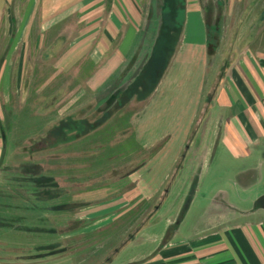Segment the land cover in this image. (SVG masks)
<instances>
[{
    "label": "crops",
    "instance_id": "1",
    "mask_svg": "<svg viewBox=\"0 0 264 264\" xmlns=\"http://www.w3.org/2000/svg\"><path fill=\"white\" fill-rule=\"evenodd\" d=\"M159 1L0 0V158L2 103L10 80L40 68V78L77 80L73 95L99 92L121 74L133 55L152 48L155 39L149 21L159 15ZM255 2L241 14H251ZM205 13L201 0H185L181 34L168 66L130 120L135 143L152 149L147 161L131 173L130 185L124 188L119 180L77 193L73 205L86 208L75 214L79 222L103 220L128 206L152 205L141 214L147 211L154 217L139 214L142 218L139 222L137 218L131 237L122 236L125 248L136 243L149 250L128 259H120V250L105 252L98 264H264V18L254 22L244 38L233 37L226 45L222 39L211 55ZM64 92L70 94L64 87L57 90ZM220 147L224 155L220 159L230 157L242 164L236 169H212ZM224 172L231 177L224 187L212 185L215 193L200 216L189 217L193 200L177 219L158 216L173 191L191 185L200 190L207 175ZM195 174L197 178H192ZM116 189L125 191L109 197ZM229 191L252 196L234 202ZM96 192H103V199L96 200ZM89 224L84 231L60 234L58 239L89 235L83 233L92 231ZM23 236L21 248L16 246L21 242L16 234L3 235L0 244L6 245H0V264H49V260L95 264L77 258L79 254L69 248L47 252L49 247L43 244L34 246L43 253L33 258V234ZM65 254L71 255L68 263L59 262Z\"/></svg>",
    "mask_w": 264,
    "mask_h": 264
},
{
    "label": "rangeland",
    "instance_id": "2",
    "mask_svg": "<svg viewBox=\"0 0 264 264\" xmlns=\"http://www.w3.org/2000/svg\"><path fill=\"white\" fill-rule=\"evenodd\" d=\"M254 1L256 4L252 13L246 17L242 15L241 11ZM159 2V15L153 16L149 21L155 39L152 48L133 55L121 74L99 92L73 95L71 88L77 80L66 77L57 80L40 78V68L36 72L27 73L25 78L10 80L2 103L4 153L0 158L1 241L5 239L4 234H16V240L21 241L16 246L22 248L23 241H26L23 234H33L30 236L32 248H35L31 253L33 258L43 253L38 249L39 246H34L43 244L49 247L47 252L60 247L69 248L71 252L79 254L77 258L93 260L95 264L102 261L105 252L107 254L120 250V259H128L133 255H144V251L149 250V247L136 246V243L125 248L123 241L126 238L122 236L129 234L131 237L141 215L143 218L154 217L147 211L141 214L143 209L151 208L150 203L143 205L145 207L120 208L117 213H111L112 216H106L103 220L90 221L94 227L92 231L83 232L89 235H82L77 240L71 237L63 240L58 238L60 234L84 231L90 225V222H79L78 217H75L78 211L80 215L86 209L74 206L77 193H87L81 189H100L104 183L109 185L119 180H123L121 185L124 188L128 187L131 173L147 161L148 152L152 150L135 143L130 127L131 118L148 97L131 96L129 91L149 61L165 23L166 3L165 0ZM201 2L209 26L211 55L216 52L222 39L226 45L233 37L244 38L254 22L262 23L264 18L261 14L264 0ZM176 7L175 22L181 23L185 0H176ZM241 19L244 20L240 25ZM174 36L178 39L179 32H175ZM15 67H18V63ZM46 73L51 75V71ZM59 87L67 88V91H71L70 94H57ZM218 150L212 169H236V165L242 164V160L230 157L220 159V156H224L223 149L220 147ZM229 177L231 175L228 172L222 175L209 174L200 190L195 189L196 185H191L182 191H173L169 200L162 204L158 216L175 215L177 219L191 200L195 204L190 209L189 217L200 216L215 193L212 185L220 184L224 187ZM192 178H197V174ZM124 191L113 190L109 197L120 195ZM229 193L234 202L241 203L252 196V193ZM224 194L219 196L220 199L224 198ZM104 196L103 192H96L95 199L101 200ZM74 198L76 199L73 201ZM141 235L137 239L138 243L142 241ZM0 245L5 246L6 243ZM29 254L26 253V257ZM25 255L19 254L17 257ZM70 256L63 255L59 262L68 263L67 258ZM55 262L57 261L49 260V264Z\"/></svg>",
    "mask_w": 264,
    "mask_h": 264
},
{
    "label": "trees",
    "instance_id": "3",
    "mask_svg": "<svg viewBox=\"0 0 264 264\" xmlns=\"http://www.w3.org/2000/svg\"><path fill=\"white\" fill-rule=\"evenodd\" d=\"M165 3V23L162 26L161 34L149 61L130 88L129 94L131 96L137 95L146 98L151 95L166 70L179 40L174 36V33L179 32L180 36L183 20L181 23L175 22L177 14L176 0H165Z\"/></svg>",
    "mask_w": 264,
    "mask_h": 264
}]
</instances>
